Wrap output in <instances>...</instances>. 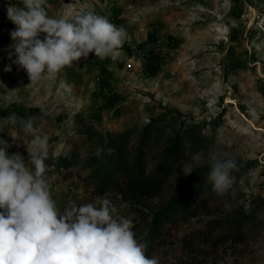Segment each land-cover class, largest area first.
I'll return each mask as SVG.
<instances>
[{"label": "rangeland", "instance_id": "1", "mask_svg": "<svg viewBox=\"0 0 264 264\" xmlns=\"http://www.w3.org/2000/svg\"><path fill=\"white\" fill-rule=\"evenodd\" d=\"M8 3L22 6L21 0H0V147L27 162L26 145L33 137L23 125L36 117L34 127L49 137L50 187L61 209L70 201L98 206V198H107L117 208L115 218L134 220L133 231L143 243L145 214L163 208L186 173L209 166V154L215 151L235 160L243 174L226 198L212 203L211 214L199 211L188 222L171 226L165 244L153 255L160 264H264V0H46L50 17L68 19L91 11L122 27L127 40L115 57L101 60L90 54L93 59L82 58L34 85L14 63L16 56L10 58V32L16 26L7 19ZM147 50L162 58L155 76L146 69ZM7 66L10 72L4 71ZM105 70L111 73L112 91H102V79L110 76ZM112 92L120 97L114 106L106 99ZM8 109L11 113L2 115ZM13 113L14 123L8 119ZM162 115L169 122L177 118V128L208 124L204 132L210 142L200 152L203 160L184 159L159 197L118 191L98 195L90 170L81 163L99 151V138L130 129L138 134ZM216 119L221 123L212 124ZM74 153L80 155L78 163L55 170L52 164L60 156ZM155 164L149 160V167ZM202 197L195 193L194 202ZM251 200L256 212L238 241L224 220L241 205L249 207ZM214 220L223 226L212 228ZM210 229L226 242L218 247L201 238L187 242L190 233Z\"/></svg>", "mask_w": 264, "mask_h": 264}, {"label": "clouds", "instance_id": "2", "mask_svg": "<svg viewBox=\"0 0 264 264\" xmlns=\"http://www.w3.org/2000/svg\"><path fill=\"white\" fill-rule=\"evenodd\" d=\"M21 4L6 5L7 19L16 26L10 32V58L16 56L14 63L30 84L54 77L90 54L101 60L115 57L127 40L122 27L91 11L65 19L48 15L46 0ZM8 119L14 123L15 114ZM35 120L29 117L23 125L33 137L26 145L27 162L0 147V264H160L159 257L146 255L147 244L137 239L133 221L115 218L117 208L109 199L98 198V206L70 201L61 209L46 176L49 137L39 134ZM185 151L197 164L203 160L190 144ZM208 165L206 181L218 196H225L235 181L231 173L236 161L213 151Z\"/></svg>", "mask_w": 264, "mask_h": 264}, {"label": "trees", "instance_id": "3", "mask_svg": "<svg viewBox=\"0 0 264 264\" xmlns=\"http://www.w3.org/2000/svg\"><path fill=\"white\" fill-rule=\"evenodd\" d=\"M149 39L152 41L155 38L150 35ZM144 55L147 59V71L150 75L155 76L162 68L161 56L153 50H147ZM91 59L93 57L89 55L86 60ZM105 74L110 76L102 79V91H112L111 73L105 70ZM262 93L264 94V90ZM106 99L111 106H114L119 102L120 97L117 92H112L106 96ZM17 112L21 115H27L25 109H19ZM31 112L35 111L32 110ZM10 113V109H8L3 111L2 115L7 116ZM167 120L166 116L162 115L151 120L138 134L130 129L122 133H112L108 139L104 136L99 138V151L81 163L84 169L90 170L89 180L95 185L98 195L118 191L123 194L128 193L147 198L159 197L167 189L180 163L186 158H191L189 154H186L185 144L191 145V152H201L209 145L210 138L204 132L207 123L181 125L177 128V118L171 122ZM220 123L217 119L212 122L216 125ZM134 138H136V143H133ZM152 158L156 164L149 167V160ZM79 160V154L74 153L70 157L62 155L52 165L55 166V170L62 171L70 169ZM50 162L48 157L45 161L48 178L51 177L52 172L49 167ZM209 171V166L194 169L192 173L186 176L180 189L173 194L163 208L145 214V221L147 222L146 255L151 257L159 246L165 244L164 236L171 226L188 222L199 211L208 210L207 213L211 214L212 203L220 202L226 198V195L218 196L212 191L211 184L206 181ZM242 174L243 172L238 169L231 173L235 177V181ZM195 193L203 195L202 200L198 203L194 202ZM253 205L254 202L251 200L249 207L241 205L228 214L224 222L231 238L238 241L243 239L244 228L256 212ZM211 224L212 228L219 227L223 226V221L214 220ZM198 238L206 243L210 242L216 247L226 242L222 237H215L211 229L204 232H192L186 240L192 244Z\"/></svg>", "mask_w": 264, "mask_h": 264}]
</instances>
